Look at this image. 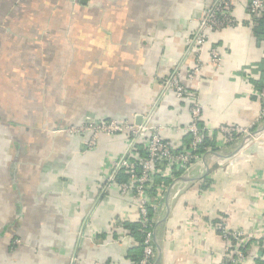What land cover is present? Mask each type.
I'll return each instance as SVG.
<instances>
[{
    "label": "crops",
    "instance_id": "1",
    "mask_svg": "<svg viewBox=\"0 0 264 264\" xmlns=\"http://www.w3.org/2000/svg\"><path fill=\"white\" fill-rule=\"evenodd\" d=\"M212 2L0 0V264H131L137 240L125 223L138 220L137 199L106 180L126 137L100 134L86 149L53 128L154 110L152 124L185 147L189 103L163 95L162 78L176 69L198 90L217 149L152 196V264H218L222 222L250 236L243 264L264 258V119L230 144L219 130L259 117L264 38L249 0H235L237 25L207 31L200 76L188 80L196 61L187 38ZM211 46L224 52L217 67Z\"/></svg>",
    "mask_w": 264,
    "mask_h": 264
},
{
    "label": "built area",
    "instance_id": "2",
    "mask_svg": "<svg viewBox=\"0 0 264 264\" xmlns=\"http://www.w3.org/2000/svg\"><path fill=\"white\" fill-rule=\"evenodd\" d=\"M235 0H213V2L201 12L198 25L187 38V43L195 56V66L187 72V79L194 80L200 76L203 66V51L207 44V31L221 30L227 25L235 24L236 17L233 14ZM248 12L250 15H262L264 13V0H249ZM222 50L216 46L210 47V60L214 66H219L223 59ZM163 95L172 92L179 100L190 101L189 121L179 130L192 135L188 146L181 150L174 143L166 139L163 128L152 124L153 111L142 115L141 123L133 121L110 119L98 122H83L80 124L59 127L56 132H66L73 135H86L84 146L86 149H94L98 144L100 134H127L123 154L112 161V169L106 178L109 184H118L123 194L135 191L138 203V221L148 228L144 240L143 256L138 264H152L156 252L154 231L151 229L158 216V204L152 203L151 188L155 185V174L159 170L156 166L159 161H165L166 166L162 170L167 176L175 179L172 174L173 166H178L182 172L187 173L194 165L202 161L203 155L198 153V147L203 141L207 129L199 126L202 118V105L198 98V90L188 88L182 81L178 70L162 78ZM255 94L260 98L261 110L257 120L250 126L220 125L219 130L224 136L226 144L235 142L240 136L253 135L254 129L264 119V87L255 89ZM209 132V131H208ZM143 143L147 149V156L141 157L137 144ZM128 174V179L118 183L116 175L120 171ZM109 188V187H108ZM157 196L162 199L164 188H157ZM221 235L225 239V249L218 264H243L247 258L246 245L250 236L242 229H230L222 222L219 227ZM261 247L264 249V235L261 237Z\"/></svg>",
    "mask_w": 264,
    "mask_h": 264
},
{
    "label": "trees",
    "instance_id": "3",
    "mask_svg": "<svg viewBox=\"0 0 264 264\" xmlns=\"http://www.w3.org/2000/svg\"><path fill=\"white\" fill-rule=\"evenodd\" d=\"M251 16H252V21H253L254 34L256 35V37L258 39L264 38V13L262 15L260 14V15H251ZM237 23H238V20L236 19L235 24H230V25H227L226 27L237 25ZM226 27H224V28H226ZM172 72H170L169 75ZM162 86H163V84H162ZM263 87H264V81L259 82L256 86V88H258V89L263 88ZM187 102L189 103V107H190V101H187ZM199 126L200 127L204 126L201 121L199 122ZM62 127H64V126H62ZM58 128L59 127L56 126L55 128H53V131H56ZM58 133L65 134L67 136L82 137V138H84L83 140L86 139V135L83 137V135H73V134H69L66 132H58ZM123 135L126 137V142H127V139L129 136L127 134H123ZM191 137H192V135L190 133H187L185 135V143L187 144L186 146L189 145V143L191 141ZM137 147H138V152H139L140 156L146 157L147 156V149H146L145 145L143 143H140V144H137ZM182 148L180 147L177 150H181ZM209 148L211 150L217 149L215 147L214 138L212 136H210L208 133H206L203 141L200 143V145L198 147L197 152L204 155L209 150ZM165 166H166L165 161H159L158 165L156 166L161 171H159L155 174V185L152 186V188L150 190L151 196H155L157 194V192H158L157 188H159V187L164 188V187L168 186L169 183L172 182L171 177L165 175L162 171L165 168ZM181 173H182V170L180 168H178V166H173L172 174L175 177L179 176ZM127 179H128V174L125 173L123 170L120 171L116 175V181L118 183L124 182ZM132 193L135 194V191H132ZM155 224H156V221L154 222L153 226L151 227V229L153 231L155 230ZM125 226L130 230L131 235L137 240V245L135 247L129 249L128 258L130 259L131 264H138L140 259L143 256L144 240H145V236H146V232H147L148 228L144 227L142 225V223L138 220L135 222L125 223ZM263 253H264V249H263ZM256 264H264V258L258 259L256 261Z\"/></svg>",
    "mask_w": 264,
    "mask_h": 264
},
{
    "label": "water",
    "instance_id": "4",
    "mask_svg": "<svg viewBox=\"0 0 264 264\" xmlns=\"http://www.w3.org/2000/svg\"><path fill=\"white\" fill-rule=\"evenodd\" d=\"M141 121H142V115H137V117H136V123H141ZM249 136H251V135H249ZM180 179L181 180H186L185 177H180Z\"/></svg>",
    "mask_w": 264,
    "mask_h": 264
}]
</instances>
